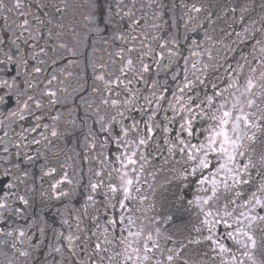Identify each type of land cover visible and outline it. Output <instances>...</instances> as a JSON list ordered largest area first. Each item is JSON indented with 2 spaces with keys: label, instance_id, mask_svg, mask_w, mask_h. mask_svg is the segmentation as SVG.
Here are the masks:
<instances>
[{
  "label": "flooded vegetation",
  "instance_id": "af4514ba",
  "mask_svg": "<svg viewBox=\"0 0 264 264\" xmlns=\"http://www.w3.org/2000/svg\"><path fill=\"white\" fill-rule=\"evenodd\" d=\"M109 2L120 12L119 31L109 27L92 38L85 19L89 0L73 4L68 0H0V60L6 59V53H16L13 60L18 61H9L7 71H0V82L8 81L0 95L11 94L5 97L8 103L0 105V174L6 163H16L10 179L0 177V202L9 205L7 210L0 209V264H123L124 247L117 239H123L129 215L136 220L137 230L151 231L159 240L152 254L155 264H171L169 256L175 261L174 248L179 245L181 253H192L193 259L178 258L174 264H207L210 252L205 260L197 255L205 246L215 250V259L224 254L231 264H243L247 255L229 238L230 232H222L232 231L236 236L233 220L215 224L211 233L203 221L215 218L205 217L209 211L213 214L217 209L221 215L225 207L236 209L233 199L238 207L246 208L244 198L251 199L250 193L264 185V167L250 168V183L232 191L219 185L225 175L219 167L223 160L211 151L206 157L208 168L198 166L204 153L195 150L197 160L186 157L182 165L173 160L171 173L165 167L180 154L179 140L196 148L208 143L214 117L220 115L217 109L225 100L231 108L260 64L264 85V38L255 32L241 41L247 26L242 21L228 26L232 11L226 7L228 0ZM200 13L205 14L204 21ZM247 15L245 11L243 16ZM237 16L238 11L236 21ZM74 33L84 39L78 40ZM209 52L214 53L213 61H207ZM98 75H104L105 81L98 80ZM100 97L110 103H95ZM13 112H20L24 119ZM189 122L192 135L186 131ZM148 129L154 134L150 138ZM53 131L56 136L51 135ZM133 137L146 138V145L138 146ZM255 147L250 153L254 160L261 146ZM133 150L138 162L125 169L122 153ZM29 155L33 161H28ZM245 159L238 158L236 163ZM49 168H55L58 177L67 172L71 183L52 189L55 180L44 176ZM124 171L139 189L133 191L127 211L117 201L129 202L109 188L119 184ZM186 177L197 182L202 199L179 185ZM213 179L219 185L216 195L209 183ZM5 180L13 185L11 189ZM159 182L165 183L166 192L158 206ZM91 184H98L95 191ZM60 190L66 195H60ZM257 210L264 214V209ZM117 218L125 223H113ZM188 231L191 240L199 241L197 246L186 241ZM215 231L219 234L211 237ZM95 244H100V250L94 257ZM221 246L227 250L221 251ZM219 263L217 259L215 264Z\"/></svg>",
  "mask_w": 264,
  "mask_h": 264
},
{
  "label": "snow or ice",
  "instance_id": "6c2138e0",
  "mask_svg": "<svg viewBox=\"0 0 264 264\" xmlns=\"http://www.w3.org/2000/svg\"><path fill=\"white\" fill-rule=\"evenodd\" d=\"M19 7V4L16 5ZM56 11H61L58 5H53ZM89 8V12L86 14L85 19L87 21V33L89 37L96 38L100 36L101 32L107 31L110 27L113 31H119L117 26V17L120 15V12L117 11L116 7L109 2V0H89L87 5ZM122 10V9H121ZM196 11H200L199 8ZM128 13H125L127 15ZM50 23V22H49ZM74 35L77 36L78 40H83L84 37L80 36L76 33ZM89 47H91L90 40L88 41ZM64 47V45H61ZM12 55H7L6 59L0 60V65L3 67L0 68V71H7V65L9 61L13 64L18 63V61L13 60ZM132 61H127V66H131ZM37 72L40 71L39 68L36 69ZM120 71L123 73L125 71L124 68H121ZM100 81H105L104 75H98L96 77ZM107 83V82H106ZM8 81L4 80L0 82V88H7ZM264 87V85H262ZM254 88V84L251 79L248 80L247 85L243 92H240L238 97L232 103L231 108L227 107V100L224 101V104L221 105L220 109H217L220 112L218 117H214L215 125L210 130V135L208 136V143L206 145H200L199 148H196L195 145H184L182 140H179V151L185 152L186 155L191 160H197V157L193 155L191 151H188V148L194 149L196 152H203L204 158L198 159V166L200 168H208L209 162L206 157L208 152L211 151L218 158L223 160V163L220 164V170H222L225 175L219 181V185H223V189L225 191H232L234 188L238 187L241 184L250 183L249 180V169L255 168L257 165L264 167V109L260 108L257 104V100L255 99L256 93L252 91ZM251 94V95H249ZM11 94L5 91L3 95H0V105H4L8 103V100L5 98L6 96H10ZM54 95V93H53ZM32 97L29 96L28 99ZM105 105L110 102L105 99L102 101ZM113 105L116 104L115 101H111ZM39 105H37L38 107ZM25 108H27V104H25ZM246 109H248L246 111ZM23 111V110H21ZM7 114V109H5ZM13 116H19L22 120L24 119L23 115L20 112H13ZM188 135H192L191 132V122H189V127L186 129ZM149 137L154 135L151 129H148ZM6 135V133H5ZM52 136H56L57 133L53 131L51 133ZM178 139V138H177ZM133 142L138 146H144L147 143L146 138H138L133 137ZM36 143H40V141H36ZM115 144V140H113ZM260 145V154L257 159H253L250 153L256 151V145ZM7 151V149H5ZM171 151V149H169ZM124 155L125 160L121 161L122 167L125 169L128 168V165H136L137 159L133 157L136 156V151L133 150L129 153H122ZM144 159L143 157H141ZM238 158H246L244 163L237 164L236 161ZM5 161L7 157L3 158ZM28 161H33L34 157L28 156ZM126 161V162H125ZM16 163L13 161L11 164H5V171L0 174V177H8L11 178L12 167H15ZM143 167V165H141ZM135 171V169H131ZM195 172V169H193ZM56 169L49 168L44 172V176H51L55 180V183H52L50 187L52 189L58 188L61 183H71L68 179L67 172H62L58 177L56 176ZM230 181V182H229ZM9 189L13 187L11 183H8L5 180ZM201 183H205V181L201 180ZM209 183L212 185V193L216 195L217 188L219 187L217 180L213 179ZM98 187V184H91V189L95 191ZM110 191L113 194L119 193L120 197L123 201H128L129 203H122L121 200L117 201V204L120 208L125 209L127 211L131 208V201L134 199L132 193L133 191H138V186L134 185V180L129 178L128 171H124L119 177V184L112 183L109 185ZM60 195H66L63 190H60ZM240 192H235V196L239 197ZM251 199L249 197H245L244 207H248L249 204L252 207L247 211H241L238 213V216L233 219V223L236 225L235 232L236 236H233L232 233H229V238L235 240V242L244 250V254L248 256L251 264H256L254 256L256 253H259L262 257H264V214L256 212V208L259 207L264 209V185H260L255 191L250 193ZM209 199L203 201L204 204H208ZM20 201L25 205L28 204V201L24 196L19 197ZM91 199V197H89ZM233 205H235L236 201L233 199L231 201ZM199 207V205H197ZM9 207L8 204L0 202V209L7 210ZM227 215H231L228 213ZM212 216V213L209 211L205 213V217ZM128 227L123 234V239H117V243L123 245L124 252L120 253L123 257V264H145V262H150L154 259L153 251L154 249L159 248V240L154 239V236L151 231H145L143 228L139 230L136 229V220L133 219L131 215L128 216ZM206 224H209L208 231L212 232L215 224L220 223L219 219L213 218L211 221L205 219L203 221ZM113 223H118L123 225L125 223L124 220L117 218ZM227 227L232 228L233 224H228ZM20 236H23L24 233L20 232ZM159 237V232L155 234ZM211 237H209L210 239ZM189 243H199V241L192 239ZM15 247V245H13ZM100 250V244L94 245V257ZM227 249L221 246V251H226ZM168 260L172 259V256L167 257ZM242 264V262H241ZM264 264V261H262Z\"/></svg>",
  "mask_w": 264,
  "mask_h": 264
},
{
  "label": "rangeland",
  "instance_id": "374dc122",
  "mask_svg": "<svg viewBox=\"0 0 264 264\" xmlns=\"http://www.w3.org/2000/svg\"><path fill=\"white\" fill-rule=\"evenodd\" d=\"M70 1L72 4L73 3H76L78 0H68ZM83 1V0H82ZM229 3L228 5H226V7L232 11L229 12V23H228V26H230V24L233 22V23H240L242 21V23L244 22L247 26V29H245V31L243 30V33H242V38H241V41H243V38H244V35H245V38L248 39L252 36L255 35V32L258 33V36L260 37H263L264 38V0H228ZM74 7H79L80 4H74L73 5ZM234 6V7H233ZM238 11L239 13V16H237V21H236V18H235V13ZM245 11H248L249 16L248 18H245L243 15L245 13ZM199 16H201V20L204 21V16L205 14L204 13H200ZM225 19V18H224ZM227 20V19H226ZM227 21V22H228ZM226 21H224L225 23ZM240 32L242 31H239L238 32V36H236L237 38L240 37ZM257 46H255V50H257ZM254 51V50H253ZM209 57H207V61H213L214 59V53H211L209 52ZM255 55V54H254ZM246 58L245 55L242 57V64H243V59ZM239 63H240V60H239ZM258 70L256 72H254V75H253V84H254V88L252 89L253 92L256 93V96H255V99L257 100V104L259 105L260 108L264 109V87H262V81H261V73H262V68L263 66L260 64L258 66ZM243 69H245L247 71V67H244L243 65ZM245 86L247 85V82H245ZM245 89V87H243V89L241 90V92H243ZM232 95V94H231ZM251 95V94H249ZM263 97V98H262ZM95 103H99L101 104L102 103V98L100 97L98 100L95 99L94 100ZM248 109H246L247 111ZM189 151L193 152L194 149H190ZM260 154V152H259ZM177 156V155H176ZM188 157L185 152H181L180 151V154L177 156V158H174L172 160H169L167 162V165L165 168H168L170 169L168 172L171 173V168H172V165H173V160H176V163L178 165V163L180 165L183 164L185 158ZM164 168V169H165ZM192 177H186L185 179H180L182 180L179 181V185H184L185 187V190L189 193H192L193 195H196L197 197H199L200 199H202V192L200 189L197 188V182H193L192 183ZM166 179L164 178L163 179V182H165ZM159 187H160V190L157 192L158 194V198L156 200V203H158V206L160 205V203H162V200L164 199V196H165V192H166V185L165 183H161L159 182ZM194 185V187H193ZM218 190V189H217ZM230 199H226L227 203H229ZM226 203V202H224ZM236 205V209L234 208H230V209H227V207H225V210L223 214L221 215H217L216 213L218 212L217 209L214 210L213 214H212V217L214 216L216 219L218 218L220 220V223L222 222V224L225 222V219H229V220H233V218L236 217L237 215V212L239 210H242L244 212H247L249 209H246V208H243V207H238V204H235ZM251 205V204H249ZM238 207V209H237ZM238 210V211H237ZM257 212H259V210H257ZM228 213H231V215H227ZM124 227L122 226L121 229H123ZM222 232H225V233H229V232H232V231H226V230H223ZM219 233L217 231H215L211 237H215L216 235H218ZM186 238H187V242H189V240H191V233L188 231V233H186ZM181 247V245H179ZM180 247H176L174 248V254H175V261H177L178 258H186L188 259L189 261H192L193 259V255L192 253H189V252H184V253H181V251L179 250ZM207 248H209L208 246H205L204 247V255H202V259H204L206 257V254H207ZM201 253V252H199ZM165 254V253H164ZM183 254V255H182ZM216 254H214L215 256ZM164 256V255H163ZM216 258V257H215ZM209 259V257H208ZM254 259L256 261V264H262V261H264V257H262L259 253H256L255 256H254ZM210 260V259H209ZM215 260V259H214ZM174 259H171L170 262L171 264H174ZM145 264H155L154 262H152V260L147 263L145 262ZM204 264V262L202 263ZM207 264H209V261H207ZM243 264H251V262L249 261L248 259V256L246 257V260Z\"/></svg>",
  "mask_w": 264,
  "mask_h": 264
},
{
  "label": "trees",
  "instance_id": "16d2710c",
  "mask_svg": "<svg viewBox=\"0 0 264 264\" xmlns=\"http://www.w3.org/2000/svg\"><path fill=\"white\" fill-rule=\"evenodd\" d=\"M188 224H190V222H187L186 223V225H188ZM191 227H189V229H190ZM193 231H196V230H193ZM236 243V242H235ZM196 246H197V243H196ZM239 248H241L240 246H239ZM241 251H244L242 248H241ZM211 253V259L209 260V259H207V261H209V264H215V263H217V259L219 260V264H231V261L229 260V258L230 257H227V256H225L224 254H220L219 255V257H217V259H215V257H214V253H215V250H213V249H208V251H207V256H209L210 255V253ZM237 254V253H236ZM198 256H199V259H201L202 260V255H204V253H198L197 254ZM243 255H244V253H243ZM213 259H215V260H213ZM203 260H205V259H203Z\"/></svg>",
  "mask_w": 264,
  "mask_h": 264
}]
</instances>
